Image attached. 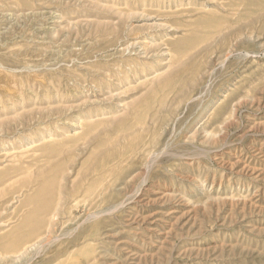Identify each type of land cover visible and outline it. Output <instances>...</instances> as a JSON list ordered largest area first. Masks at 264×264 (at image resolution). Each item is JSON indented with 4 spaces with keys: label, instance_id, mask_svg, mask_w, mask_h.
I'll use <instances>...</instances> for the list:
<instances>
[{
    "label": "rangeland",
    "instance_id": "obj_1",
    "mask_svg": "<svg viewBox=\"0 0 264 264\" xmlns=\"http://www.w3.org/2000/svg\"><path fill=\"white\" fill-rule=\"evenodd\" d=\"M0 264H264V0H0Z\"/></svg>",
    "mask_w": 264,
    "mask_h": 264
}]
</instances>
